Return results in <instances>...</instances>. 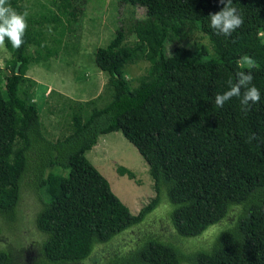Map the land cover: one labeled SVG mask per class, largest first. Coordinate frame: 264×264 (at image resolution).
<instances>
[{
	"label": "trees",
	"instance_id": "obj_1",
	"mask_svg": "<svg viewBox=\"0 0 264 264\" xmlns=\"http://www.w3.org/2000/svg\"><path fill=\"white\" fill-rule=\"evenodd\" d=\"M73 1L58 0V14L40 22L27 15L23 45L14 49L6 40L3 46L9 74L0 73V218L14 222L22 189L32 191L40 204L34 226L43 236L32 264L90 262L96 248L138 226L164 201L177 237L196 238L223 224L205 248L184 251L143 236L132 250L96 264H264V0H233L244 22L230 37L209 27V14L223 7L219 0H120L144 16L132 25L133 43L125 44L119 26L96 49L94 63L108 77L107 101L84 117L74 113L70 131L50 140L22 84L28 66L54 52L41 48L43 24L68 31L62 20L80 12ZM8 2L24 12L22 0ZM192 31L207 37L209 48L200 45L185 61L167 54L166 43ZM244 55L254 68H239ZM139 62L148 66L131 85L124 72ZM238 70L251 72L261 94L247 112L239 98L223 107L214 101ZM111 132L135 148L152 180L154 196L135 215L85 157ZM116 172L134 178L122 166ZM0 264H13L12 254L0 250Z\"/></svg>",
	"mask_w": 264,
	"mask_h": 264
},
{
	"label": "rangeland",
	"instance_id": "obj_2",
	"mask_svg": "<svg viewBox=\"0 0 264 264\" xmlns=\"http://www.w3.org/2000/svg\"><path fill=\"white\" fill-rule=\"evenodd\" d=\"M73 3L76 11L80 12L68 18L67 22L62 20L69 27L68 31L59 34V27L54 29L50 22L48 26L43 24V34L39 39L41 48L54 52L47 60L29 65L25 74L28 79L22 84L27 100L37 107L42 132L50 140L61 138L70 131L74 113L84 117L93 106L101 107L107 101L108 77L94 63L96 49L104 47L119 26L125 33V44L133 43L132 25L144 16L143 9L124 5L120 0H74ZM58 4V0H22L24 12L37 22L44 16H56ZM260 35L264 38V29ZM200 45L209 48L208 38L192 31L182 40L166 43L165 50L168 55L185 61ZM31 46L33 48L34 45ZM8 59V52L0 46L1 74H9L5 68ZM147 66L146 62L132 65L125 70L124 76L131 85H135ZM85 104L89 105L82 110ZM85 157L107 180L112 193L131 214H137L153 198L147 165L119 132L99 136ZM119 166L128 169L134 178L119 176L116 172ZM39 207L32 191L23 188L14 222L0 218V250L12 254L13 264H32L38 257L37 249L43 236L34 226V216ZM169 211V204L162 202L142 223L116 237L109 245L96 248L91 261L81 264H96L112 254L132 250L143 236L171 242L184 251L205 248L223 224L220 222L209 227L196 238L183 239L174 234L169 223Z\"/></svg>",
	"mask_w": 264,
	"mask_h": 264
},
{
	"label": "clouds",
	"instance_id": "obj_3",
	"mask_svg": "<svg viewBox=\"0 0 264 264\" xmlns=\"http://www.w3.org/2000/svg\"><path fill=\"white\" fill-rule=\"evenodd\" d=\"M219 2L223 7L220 11L209 14V27L218 35L230 37L244 21L237 8L233 6V0H219ZM27 15V12L18 13L8 0H0V46H4L6 40L14 49H19L23 45L28 27ZM237 64L240 69L249 70L256 66L255 60L248 55L242 56ZM252 81L253 76L250 71L238 70L235 73V82L229 80L228 90L215 95V105L223 107L232 98H239L241 110L247 112L251 104L259 103L261 100L260 91Z\"/></svg>",
	"mask_w": 264,
	"mask_h": 264
}]
</instances>
